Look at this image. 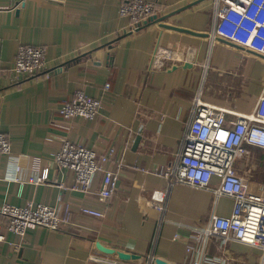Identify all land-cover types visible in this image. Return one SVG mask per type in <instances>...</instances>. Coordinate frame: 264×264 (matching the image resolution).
I'll list each match as a JSON object with an SVG mask.
<instances>
[{
    "label": "crops",
    "instance_id": "obj_1",
    "mask_svg": "<svg viewBox=\"0 0 264 264\" xmlns=\"http://www.w3.org/2000/svg\"><path fill=\"white\" fill-rule=\"evenodd\" d=\"M149 1L165 19L127 33L122 0H0V131L13 151L0 155V211L33 201L60 208L72 222L59 231L31 227L23 241L7 232L0 264H102L93 257L136 264L151 253L155 264H264L261 248L194 238L214 215H231V197L182 183L169 188L161 175L178 159L196 96L240 113L254 109L264 95V56L211 37L214 0ZM20 44L47 49L45 71L15 76ZM158 46L199 48L198 57L153 71ZM79 90L102 101L94 120L61 117L63 103ZM65 141L99 154L115 150L109 166L124 163L116 194L99 199L101 174L93 193L65 189L74 176L55 162ZM37 168L49 169L42 184L29 181ZM237 169L245 190L264 197V151L255 149ZM84 206L104 216L84 215Z\"/></svg>",
    "mask_w": 264,
    "mask_h": 264
},
{
    "label": "built area",
    "instance_id": "obj_2",
    "mask_svg": "<svg viewBox=\"0 0 264 264\" xmlns=\"http://www.w3.org/2000/svg\"><path fill=\"white\" fill-rule=\"evenodd\" d=\"M214 5L215 24L211 37L264 56V0H214ZM156 9V4L149 0H122L120 15L131 21L126 32L139 31L155 15ZM198 52L199 48L194 47L173 50L158 46L151 59V69L158 71L195 64ZM46 68L47 49L44 46H18L12 69L17 78L36 76ZM105 86L110 88L109 83ZM101 106L100 99L79 90L63 103L60 113L65 120H94L100 114ZM192 115L176 163L167 166L161 175L167 179L169 188L179 183L187 184L210 189L217 199L231 197L234 202L230 216L214 215L205 227L196 231L195 240L206 243L215 238L223 245L235 240L261 248L264 252V197L245 190L244 177L237 169V162L251 156L255 149L264 151V95L259 96L249 113L216 106L198 95L193 101ZM12 153L9 136L0 131V155L11 156ZM114 153L113 148L99 154L83 144L63 142L55 162L59 169L68 170L74 176L73 184L65 189L93 193L97 190L95 179L101 174L99 199L107 200L116 194L124 163L109 166ZM19 169L17 166L15 173ZM48 173L49 169L40 171L37 168L29 181L42 184L47 181ZM214 178L219 179L215 186L212 185ZM13 179L22 184L17 174ZM81 212L87 216H104V212L91 206L82 207ZM0 213L6 218V223L0 224V243L7 241V232L14 233L23 241L31 227L59 231L64 225L72 224L70 217L63 216L60 208L33 201L25 206L5 204ZM10 245L15 244L10 242ZM92 259L102 264H132L101 257ZM155 261L156 257L151 253L141 255L136 264H155Z\"/></svg>",
    "mask_w": 264,
    "mask_h": 264
},
{
    "label": "water",
    "instance_id": "obj_3",
    "mask_svg": "<svg viewBox=\"0 0 264 264\" xmlns=\"http://www.w3.org/2000/svg\"><path fill=\"white\" fill-rule=\"evenodd\" d=\"M189 7H191V5H188L186 8H189ZM186 8H184V9H186ZM181 10H182V9H181ZM165 17H166V16H165ZM163 19H165V18H161V17L159 18L157 15H153V16L150 17V18L144 23V25H142L138 30L143 29L145 26L149 25L150 23L158 22V21H161V20H163ZM186 65H191V64H186ZM137 140H139V138H138ZM140 256H141V255L138 256V259L140 258Z\"/></svg>",
    "mask_w": 264,
    "mask_h": 264
}]
</instances>
